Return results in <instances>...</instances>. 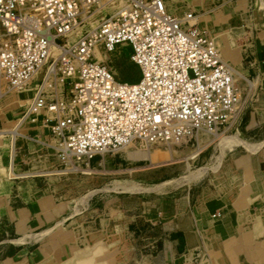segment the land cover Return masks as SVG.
Returning a JSON list of instances; mask_svg holds the SVG:
<instances>
[{"label":"built area","instance_id":"obj_1","mask_svg":"<svg viewBox=\"0 0 264 264\" xmlns=\"http://www.w3.org/2000/svg\"><path fill=\"white\" fill-rule=\"evenodd\" d=\"M196 16L170 12L165 0H0V102L41 76L8 132L10 170L20 128L41 117L53 133L47 145L57 169L77 173L129 142L199 146L200 130L220 132L241 119L233 67ZM125 43L141 74L135 83L98 61L97 50L110 54Z\"/></svg>","mask_w":264,"mask_h":264},{"label":"rangeland","instance_id":"obj_2","mask_svg":"<svg viewBox=\"0 0 264 264\" xmlns=\"http://www.w3.org/2000/svg\"><path fill=\"white\" fill-rule=\"evenodd\" d=\"M166 1L175 14H178L176 11L183 14L196 10L204 15L200 28L211 37L212 31L213 36L215 33L216 38H222L223 48L228 47L234 55V59L229 61L248 78L239 76L237 81L241 89L242 111L252 108L263 121L258 128L249 131L238 119L216 132L217 136L211 134L199 146L174 147L171 151L174 160L159 162L158 165L149 159L132 161L125 156L128 160H121L116 153V160L122 164L114 166L110 159L104 160L93 168L95 177L90 180H85L88 175L77 172L60 175L58 187V182L54 184L55 176L16 179L32 185L33 195L25 196L20 187L12 188L10 196L13 199L20 190L26 200L38 201L44 208L48 204L44 214L50 212L56 218L44 231V241L36 251L45 256L40 264H88L89 260L91 264H153L148 256L150 251L142 246L143 240L138 236L140 232L135 234L128 229L136 214L155 210L173 200L187 199L189 206L196 200L200 203L208 198L227 195H234L241 207L246 202L251 203L248 210L252 211L251 220L255 222L247 221L246 224L251 226V239L259 247L257 264H264V93L257 90V81L249 79L243 67L242 49L246 25L252 27L254 20L256 22L258 7L264 8V0H210L211 3L203 6L193 4L198 0H181L183 6L179 9L175 8L173 0ZM106 13L107 9L98 11L94 16L96 23ZM258 31L264 41V26L258 24ZM132 52L130 45L123 44L109 54L108 64L118 72L121 80L135 83L141 74L131 59ZM40 77L34 81L33 89L25 91V95L35 90ZM47 114L52 117L51 112L47 111ZM4 131L5 136L0 135V144L6 142L4 149L8 151L6 138L10 139L9 129ZM167 148L169 146L156 145L151 151L170 152ZM29 165L42 168L35 159ZM49 168H55V164ZM3 170L7 178L6 168ZM13 199H10L12 206L16 205ZM211 233L214 241L224 244L225 252L230 254L221 264H244L234 249L239 239H226L216 232ZM115 235L119 239L112 242ZM244 241L251 240L247 238ZM198 248L199 264H211L215 257L213 246L205 249L199 245Z\"/></svg>","mask_w":264,"mask_h":264},{"label":"crops","instance_id":"obj_3","mask_svg":"<svg viewBox=\"0 0 264 264\" xmlns=\"http://www.w3.org/2000/svg\"><path fill=\"white\" fill-rule=\"evenodd\" d=\"M257 11L256 22L254 20L252 27L246 25L245 28L246 34L242 42L243 67L247 70L249 79L258 82L257 90L264 93V41L259 35L261 32L258 31V24L264 26V8L258 7ZM195 12L197 15L200 14L199 11L195 10ZM29 89H33V85L25 90L8 94L0 102V130L11 129L16 125L34 94L33 90L29 95H25V91ZM243 112L240 122L246 125V130L258 128L262 123L263 118L258 117L252 108L244 114ZM43 120L44 118L41 117L36 123L25 122L20 128L24 135L17 140L18 153L14 166L16 172L21 174L20 177L13 180L8 176L6 178L3 169L6 168L8 172L9 155L4 149L6 142L0 144V264H40L45 257L40 256L36 251L42 246L44 231L56 218L50 212L44 214L48 204L44 208L40 202L28 201L22 195V193L25 196L31 193L33 195L32 185L16 181V179L35 176H55L47 174L54 170V168H49L52 164H55V168L58 167V162L53 149L47 145L53 137L51 127ZM0 135L5 136L2 133ZM6 139H8L9 150L10 139ZM135 144L140 146L138 142ZM124 153L120 151L117 154L121 160L127 161ZM115 156L116 153L96 155L91 160L92 167L96 168V165H101L104 160L108 161V159L114 166L122 164L121 161L116 160ZM33 159L39 167H42L41 169L29 165ZM23 172L31 173L23 176ZM85 175L89 176L85 180L95 177L93 170H89ZM53 178L55 185L58 182L56 185L58 187L61 178L59 176ZM12 188H19L22 193L18 190V194L13 199V196H10ZM9 198L13 199L16 205L12 206ZM188 204L187 199L165 202L155 210H145L136 214L135 219L129 222L128 229L131 232L141 233L138 236L143 240L142 246L147 248L146 251H150L148 256L153 264H199V245L205 249L213 246L215 257L211 264L223 263L230 254H227L228 251L225 252L224 244H217L218 242L214 241L211 232H216L226 239H239L235 242L234 249L240 261L243 260L244 264H257L259 247L251 239V226L246 224L247 221L255 222L251 220L252 211L248 210L250 202H246L244 207H241L237 205L234 195H227L208 198L200 203L196 200L193 205L189 206ZM247 228L249 230L245 231ZM247 238L251 241L245 242ZM118 239L115 235L112 237V242ZM88 264H91V260Z\"/></svg>","mask_w":264,"mask_h":264},{"label":"bare ground","instance_id":"obj_4","mask_svg":"<svg viewBox=\"0 0 264 264\" xmlns=\"http://www.w3.org/2000/svg\"><path fill=\"white\" fill-rule=\"evenodd\" d=\"M174 4L176 5V9H179L181 6H183V1L181 0H173ZM196 1V0H195ZM199 2L198 3H193L195 4L196 6H203L204 4H207V3H211L210 0H198ZM228 2V0H227ZM165 3L169 9V6H168V3L167 1L165 0ZM112 4L108 5V6H105L104 8H102V11L106 9H108L109 6H111ZM210 7V6H209ZM214 9V8H213ZM212 10V9H211ZM170 11V9H169ZM194 11V10H193ZM171 12V11H170ZM190 11H187V12H184L183 14L185 13H188ZM213 12V11H212ZM173 13V12H172ZM178 13L177 15H183V14H180V12H177ZM204 15L202 14H198L196 17H195V20L198 21V25H200V20L203 18ZM96 18L92 21V24H95L96 23ZM210 34L212 35V38L214 39L216 45H217V48H218V51H219V54H220V57L225 61L227 62L231 67H233V71H234V77L236 79H238V77L240 76L241 78H245L246 80H248V78L246 77V75L242 74L240 71L236 70L235 67L231 64L230 61H232L234 59V55H232V52L229 51L228 47L227 48H223V41H222V38H216V34L214 33V36H213V33L212 31L210 32ZM126 44V43H125ZM124 44V45H125ZM128 46V44H126ZM225 46V45H224ZM97 57H98V61L99 62H106L109 60L110 58V55L109 53H107L106 51L104 50H97ZM230 60V61H229ZM60 100H64L65 102V105H70V101L67 100L63 94H60ZM49 112L52 113V116L55 114L54 110L52 109H49L48 110ZM4 131V130H3ZM3 131H0V133L4 134ZM14 132V130H11ZM217 130H200L198 132V141H199V144L206 141L207 138H210L213 134L214 136H217L218 134H216ZM212 134V135H211ZM156 145H150L148 148H139V146H137L134 142H129L128 144H126L125 146H123V148H121V151L122 152H125V156L134 161L136 159H149L151 160L152 162H155L157 163V165L159 164V162H163V161H171V160H174L173 159V149H174V146L173 145H165V146H169V148H167L168 150H170V152H167V153H163V152H159V151H151L153 149V147H155ZM159 146V145H157ZM142 149V150H141ZM10 154V149L8 150V155ZM14 154H11L12 155V159L14 157ZM195 157V156H194ZM175 158V157H174ZM189 159V158H188ZM10 162V161H9ZM190 168V166H189ZM89 170H93V168H90V169H84L83 171V174H86ZM131 170V169H130ZM7 176L9 179L13 180L14 178H18L21 176V174H18L16 172L15 169H11L10 170V167L8 165V172H7ZM29 173L31 172H23V176H28ZM70 173H73V172H64L60 169H57V168H54V170H52V172H49L47 174H51V175H55V176H60V175H65V174H70ZM194 173V172H193ZM199 173V172H198ZM197 175V174H196ZM189 176V175H188ZM68 177V176H67ZM192 177V176H191ZM215 179V178H214Z\"/></svg>","mask_w":264,"mask_h":264}]
</instances>
